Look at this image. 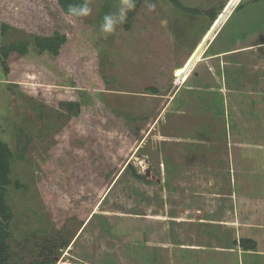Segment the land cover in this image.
<instances>
[{"label":"rangeland","instance_id":"374dc122","mask_svg":"<svg viewBox=\"0 0 264 264\" xmlns=\"http://www.w3.org/2000/svg\"><path fill=\"white\" fill-rule=\"evenodd\" d=\"M231 1L0 0L8 264H264V0Z\"/></svg>","mask_w":264,"mask_h":264},{"label":"trees","instance_id":"16d2710c","mask_svg":"<svg viewBox=\"0 0 264 264\" xmlns=\"http://www.w3.org/2000/svg\"><path fill=\"white\" fill-rule=\"evenodd\" d=\"M66 42V35L56 33L50 36L36 35L31 43L36 47L39 52H49L51 54H57L61 46ZM29 41H19L11 43L8 46L10 52H18L25 54L29 50ZM224 52V51H223ZM222 53V52H219ZM218 54V53H217ZM73 106V104H69ZM79 109V105H77ZM7 145L0 143V216L5 218L6 221L0 222V264H8V255L10 250V221L13 217V212L10 206L6 202L5 195L8 187L13 184L12 173V160L14 155L10 153ZM130 166V163H128ZM132 166V165H131ZM133 173L140 177L138 172L134 169ZM242 246L246 249H255V242L250 238H242L240 240ZM250 245H252L250 248ZM30 264H54V260L48 256L44 260L31 262Z\"/></svg>","mask_w":264,"mask_h":264},{"label":"clouds","instance_id":"9594fccd","mask_svg":"<svg viewBox=\"0 0 264 264\" xmlns=\"http://www.w3.org/2000/svg\"><path fill=\"white\" fill-rule=\"evenodd\" d=\"M125 6L127 9H131L134 5L132 4L131 0H124ZM70 11H74L73 9H70ZM82 12H86V9H82ZM120 21H123L125 19V10H121V14L119 17ZM116 23L115 20H113L112 17H105V24L103 25V30L105 32H111L113 31L114 24Z\"/></svg>","mask_w":264,"mask_h":264},{"label":"water","instance_id":"95a60500","mask_svg":"<svg viewBox=\"0 0 264 264\" xmlns=\"http://www.w3.org/2000/svg\"><path fill=\"white\" fill-rule=\"evenodd\" d=\"M236 0H232L231 2H230V4L228 5V7H227V11L232 7V5L234 4V2H235ZM222 17H224V14L222 15ZM221 20H222V18H220L217 22H216V24H215V26H214V28L208 33V35L203 39V41H202V43L198 46V48H197V54H200L201 52H202V50L204 49V47H205V45H206V43L208 42V40H209V38L212 36V34H213V32H214V30L217 28V26L219 25V23L221 22ZM186 75V72L184 71V72H182L181 73V77H184Z\"/></svg>","mask_w":264,"mask_h":264},{"label":"bare ground","instance_id":"6f19581e","mask_svg":"<svg viewBox=\"0 0 264 264\" xmlns=\"http://www.w3.org/2000/svg\"><path fill=\"white\" fill-rule=\"evenodd\" d=\"M181 77V76H180Z\"/></svg>","mask_w":264,"mask_h":264}]
</instances>
